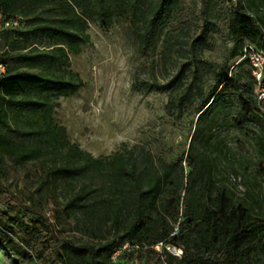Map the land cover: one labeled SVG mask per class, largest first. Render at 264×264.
Wrapping results in <instances>:
<instances>
[{
	"label": "trees",
	"instance_id": "trees-1",
	"mask_svg": "<svg viewBox=\"0 0 264 264\" xmlns=\"http://www.w3.org/2000/svg\"><path fill=\"white\" fill-rule=\"evenodd\" d=\"M228 4L226 30L233 46L227 61L235 59V65L220 70L197 108L185 161L167 162L125 143L106 157L83 151L54 120L58 104L53 95L70 97L83 86L69 57L89 44L90 22L107 31L115 20L126 19L138 49L149 55L172 13L170 0H0L1 15L21 18L18 28L0 33L5 68L0 74V201L6 197L1 187L5 159L18 166L40 162L47 168L36 193H45L64 220H82L96 232V242L53 250L54 224H45L41 216L23 224L16 209L7 206L0 214V252L13 264L52 257L71 264L69 248L80 251L83 264H109L125 242L141 248L126 256L140 264H264V206L255 198L264 185V102H257L251 67L241 60L246 45L264 50V0ZM209 14L204 15L206 26ZM202 35L195 41L206 39V29ZM178 43L164 41L163 52L171 54ZM191 91L189 85L176 93L167 108L190 103ZM233 109L235 115L229 116ZM225 123L246 131L255 152L240 198L218 184L226 179L222 161H229ZM159 242L181 248L182 256L166 251L159 256L149 249Z\"/></svg>",
	"mask_w": 264,
	"mask_h": 264
},
{
	"label": "rangeland",
	"instance_id": "rangeland-1",
	"mask_svg": "<svg viewBox=\"0 0 264 264\" xmlns=\"http://www.w3.org/2000/svg\"><path fill=\"white\" fill-rule=\"evenodd\" d=\"M170 1L173 10L163 21V35L153 53H141L128 21L123 18L115 20L107 31L98 23L90 22L89 44L78 55L69 57L71 69L80 75L83 86L70 97L53 95L58 104L53 117L66 129L71 143L94 157L109 156L125 143L129 148L142 146L167 162L180 158L185 161L197 108L216 84L220 70L235 65V59L227 61L233 46L226 30L228 0H212L210 7L208 0ZM207 10L210 11L208 26L204 17ZM184 29L188 36L184 35ZM205 29L206 39L195 41L204 36ZM177 40L179 43L171 54L163 52L164 41ZM180 71L182 74L172 83ZM179 84L182 85L178 87ZM189 85L192 87L190 103L167 108L169 100ZM150 86L155 87L147 91ZM234 115L233 109L229 116ZM223 127L222 138L230 152L229 161H222L226 179L218 184L240 198L245 190L242 182L253 171L250 163L255 152L246 131L231 128L228 123ZM230 167L237 175L230 173ZM1 168V187L6 197L0 201V214L11 206L23 224H30L39 216L46 219L45 224H54L53 250L69 247L67 243L79 247L81 243L96 242V232L83 225L81 219V222L64 220L62 214L55 213L45 193L42 196L36 193L37 180L47 168L45 164L32 162L18 166L5 159ZM255 194L264 206V185ZM69 251L71 264H83L79 250L69 248ZM50 257L47 252V258ZM0 264L13 263L8 254L0 252ZM38 264H58V261L52 257ZM123 264H140V260H123Z\"/></svg>",
	"mask_w": 264,
	"mask_h": 264
},
{
	"label": "built area",
	"instance_id": "built-area-1",
	"mask_svg": "<svg viewBox=\"0 0 264 264\" xmlns=\"http://www.w3.org/2000/svg\"><path fill=\"white\" fill-rule=\"evenodd\" d=\"M237 2L238 0H231ZM21 18L19 16H4L0 14V33L3 31L13 30L20 26ZM241 60H246L251 67L252 77L256 82L255 97L258 103L264 102V50L255 49L250 45L244 48ZM5 72V68L0 64V74ZM141 248L128 242L120 244L110 256L109 264H123V260H127L126 256L136 253ZM157 255L161 256L164 251L172 256L180 258L183 254L181 248L170 246L164 242H159L149 247Z\"/></svg>",
	"mask_w": 264,
	"mask_h": 264
}]
</instances>
